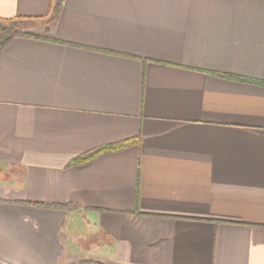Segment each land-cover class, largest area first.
I'll use <instances>...</instances> for the list:
<instances>
[{
	"label": "crops",
	"instance_id": "0c3cea01",
	"mask_svg": "<svg viewBox=\"0 0 264 264\" xmlns=\"http://www.w3.org/2000/svg\"><path fill=\"white\" fill-rule=\"evenodd\" d=\"M34 33L0 50V264H264V0H63Z\"/></svg>",
	"mask_w": 264,
	"mask_h": 264
},
{
	"label": "trees",
	"instance_id": "16d2710c",
	"mask_svg": "<svg viewBox=\"0 0 264 264\" xmlns=\"http://www.w3.org/2000/svg\"><path fill=\"white\" fill-rule=\"evenodd\" d=\"M62 1L63 0L54 1V4L52 6V16L50 18L51 22H53L56 19L60 11ZM21 19H24V18L18 17V18L0 19V50L4 46H6L12 39L16 37L43 38L34 32L28 31L26 28H21L20 23L23 21ZM136 141H137L136 139H128V140H124L118 143L108 144V145L93 148L91 150H88L72 158L67 165L71 166V165L82 164V163L88 162L103 153L123 149L131 144H134ZM49 206L55 207V208L66 209V208L73 206V204H70V203L51 204Z\"/></svg>",
	"mask_w": 264,
	"mask_h": 264
},
{
	"label": "rangeland",
	"instance_id": "374dc122",
	"mask_svg": "<svg viewBox=\"0 0 264 264\" xmlns=\"http://www.w3.org/2000/svg\"><path fill=\"white\" fill-rule=\"evenodd\" d=\"M50 23H51L50 18H44L43 20L36 21V22L35 21H31V22L22 21L20 23V27L26 28L28 31H31V32H37L39 30H42V28L46 27L47 25H50ZM69 223L70 225L71 223H76L77 229H81L80 225L78 224V219L72 220Z\"/></svg>",
	"mask_w": 264,
	"mask_h": 264
}]
</instances>
